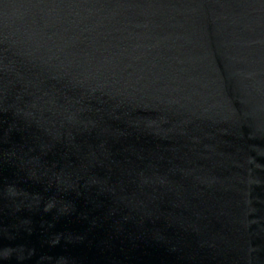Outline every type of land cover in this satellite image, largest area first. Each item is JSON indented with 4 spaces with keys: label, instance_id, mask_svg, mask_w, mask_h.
Masks as SVG:
<instances>
[{
    "label": "water",
    "instance_id": "obj_1",
    "mask_svg": "<svg viewBox=\"0 0 264 264\" xmlns=\"http://www.w3.org/2000/svg\"><path fill=\"white\" fill-rule=\"evenodd\" d=\"M0 264H264V0H0Z\"/></svg>",
    "mask_w": 264,
    "mask_h": 264
}]
</instances>
